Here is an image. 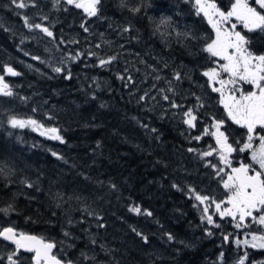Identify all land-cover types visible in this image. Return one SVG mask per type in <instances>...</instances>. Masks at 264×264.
Masks as SVG:
<instances>
[{
	"label": "trees",
	"instance_id": "16d2710c",
	"mask_svg": "<svg viewBox=\"0 0 264 264\" xmlns=\"http://www.w3.org/2000/svg\"><path fill=\"white\" fill-rule=\"evenodd\" d=\"M25 3L29 13L11 0H0V75L8 79L12 92L0 94V209L11 205L9 212H0V228L11 226L53 242L57 258L74 264H218L221 253V263L231 264L233 247L223 237L232 232V219H221L211 206L220 227L202 222L203 207L194 199L199 193L217 200L220 180L212 168L196 167L183 178L176 163L179 155L209 145L208 140L194 144L196 133L185 134L168 118L160 120L146 109L127 57L104 50L101 31L111 38L125 31V24L129 29L123 34L139 30L146 36L150 22L138 0H124L126 7L121 0H101L96 17L65 0ZM37 6L43 11L33 13ZM25 17L48 27L53 37L39 29L28 31ZM254 44L257 53L263 52L261 40L254 39ZM53 52L58 58L42 67V73L18 63L49 58ZM188 53L183 50L176 58L194 68L195 80L209 65L202 62L201 46ZM113 56L115 60L100 66V59ZM7 67L19 75H8ZM56 67L63 70L57 73ZM182 81L180 95L172 96L193 105L194 90ZM203 104L199 119L208 124L212 114ZM11 113L36 120L37 126L12 128ZM51 128L57 132L48 131ZM135 207L140 214L130 211ZM167 234L174 239L169 241ZM250 257L262 260L264 252Z\"/></svg>",
	"mask_w": 264,
	"mask_h": 264
},
{
	"label": "snow or ice",
	"instance_id": "6c2138e0",
	"mask_svg": "<svg viewBox=\"0 0 264 264\" xmlns=\"http://www.w3.org/2000/svg\"><path fill=\"white\" fill-rule=\"evenodd\" d=\"M59 2L60 0H54L55 4ZM189 2L193 3L196 15L203 14L207 18L208 24L211 25L215 33L214 38H206L203 48V51L214 58L212 63L215 66L205 70L202 75L207 77L212 92L220 95L219 102L226 111L227 119L246 129V139L243 142L236 140L230 143L229 135L225 128V120L216 119L215 117L211 118L213 123L209 127L204 128L203 134L214 137L218 147L210 146V150L202 153V156L208 157L212 156L213 153H217L220 163L224 166L218 167L216 164H212L211 161L208 162V166L212 167L216 171V175L221 177L222 186L227 196L225 199L217 201L213 197L195 193L194 199L200 204L210 201V204L202 209L204 215L201 217L202 222L206 220L208 225L220 227L219 224L215 223L213 214L209 212V208L214 206L215 213L221 219L230 217L236 222L235 227L237 228L250 227L252 223L264 228V135H260L257 131V127L264 130V54L257 55L253 53L248 47L250 40L240 30H237L239 24L248 32L257 30L264 32V0H252L251 3L249 0H233L231 7L227 11L218 7L215 0H189ZM11 3L19 9L28 7L25 0H11ZM65 3L74 5L78 9L82 8L89 17H96L99 13L98 6L101 4V0H87L86 3L85 0H65ZM121 3L126 7L124 0H121ZM129 11L135 13L139 12L140 9L130 8ZM44 19L47 18L44 17ZM24 22L30 31L39 29L48 37H53V32L48 27L40 23H29L27 17H25ZM162 23H167V21H162ZM81 27L85 32L88 31L84 24H81ZM125 31H128V29H125ZM178 35L196 39L190 32L178 33ZM79 55L71 56L70 59L75 60ZM93 55L95 54L93 53ZM33 59H39V57H33ZM115 59V56L107 60L100 59L99 64L103 67ZM62 70L60 67L54 69L57 73ZM5 71L13 76L19 75L11 67H7ZM225 74L227 78H224ZM66 78H71L70 72ZM120 78L123 79V77ZM156 79L159 80L160 77L157 76ZM173 79L179 81L182 76L179 72H175ZM168 83L167 92L174 93V89L171 87L172 82L168 81ZM245 84L251 85L253 90L245 91L243 87ZM160 91L162 98L165 101H169L171 107H183V105L177 104L174 100H170L169 95L164 94V89ZM0 93L6 96L12 95L8 84L4 82L3 75H0ZM146 95L147 93H145ZM145 96H141L140 100L145 99ZM196 100L199 108L204 107L200 97H196ZM196 112V106L187 108L183 112L184 123L190 128L196 127L198 119ZM8 123L13 128H23L27 125L37 126L36 120L25 121L15 117L10 118ZM48 131L56 133L57 129L51 128ZM52 138L62 139L59 135H53ZM201 138V136L195 137L196 140ZM254 140L259 141L257 148H254ZM189 151L194 150L189 149ZM246 151L251 153V163L240 161L239 166L234 167L230 156L233 153H244ZM0 172H2V169H0ZM28 186L31 187L32 185L29 184ZM189 191L194 192L195 190L189 189ZM10 210L11 205L8 208L0 209V212L7 213ZM130 211L137 214L141 213L139 207L132 208ZM145 214L151 215L150 212ZM137 234L141 235L140 233ZM207 234L212 235L210 231ZM65 235H68V233H65ZM229 236L230 234L224 235L223 239L225 242L229 241ZM248 236L251 237L250 240L247 238ZM245 237L243 241L236 238L235 244L239 246L242 243L254 249H264V233L259 235L246 233ZM0 239L14 245L13 250L6 257L8 264H22L20 259L22 251L33 253L32 264H74L71 260H63L52 254V250L55 247L53 242H45L36 236L18 232L14 227L0 228ZM142 239L147 241V237H142ZM167 239L172 241L174 237L171 234H167ZM223 255V253L220 254L221 260ZM85 258L88 259V257ZM247 258L248 253L245 251L244 255L238 259L237 264H245ZM3 259L4 257H0V260Z\"/></svg>",
	"mask_w": 264,
	"mask_h": 264
},
{
	"label": "rangeland",
	"instance_id": "374dc122",
	"mask_svg": "<svg viewBox=\"0 0 264 264\" xmlns=\"http://www.w3.org/2000/svg\"><path fill=\"white\" fill-rule=\"evenodd\" d=\"M86 2L87 0H85V3ZM215 2L217 3L218 7H220L224 11H227L231 7V3L233 2V0H215ZM137 4L143 9L145 16L149 18L150 27L147 34H145L146 36H144L143 33L139 30H137V32L134 34H131V36H127V34L122 33L125 32L123 30L118 31L117 34L114 33V37L107 38L110 36V34L105 31H101V36H105L104 50L106 52L114 50L116 53L125 55L127 57L129 66H131L132 70V78L135 82H137V96H145V93H147L145 99H143L145 104L148 105L144 106L146 109H149V111H154V113L158 115V117H160V120L163 117L168 118L169 122H174L177 125V128L185 134L196 133L191 141L192 143L202 146L204 144V140H208L207 142L209 143V145H205L204 147L198 149L194 148V151L185 154L183 158L181 155H179L180 159L178 161L176 160V163L180 173L183 174V178H186V176L193 174L195 172V167L201 170L212 168L208 166L209 161H211L212 164H216L218 167H223L224 165L220 163L217 153H213L212 156L208 157L202 156V153L210 150V146H218H216L214 137H212L211 135L203 134L204 128L209 127L213 123V121H210V123L207 124L203 120L199 119V107L197 106L196 100V97L201 98V101L207 105L209 111L212 114V117H215L216 119H224V117L227 116L223 105L219 102L220 95L218 93L212 92L211 88L209 87L207 77H204L203 75H201L200 77L199 75H197L196 79H201V82H194L192 78L194 68L190 67V65H185V63L183 61H179L177 59L179 57L176 56V54L179 52L183 54V50H185L187 54L190 55L188 52L191 51L192 47H197V45L199 44V40L200 46L203 51L206 43V38H214L215 36L213 29L209 30L208 26L206 25L207 19H204V17L202 16L203 14H200L199 16L196 15L195 7L192 2H189V0H138ZM37 9H39V11H43L42 6L32 8L31 11L33 13H36L35 11H37ZM29 11L30 7H26L23 9L22 13H29ZM162 21H167V23H162ZM198 22H200L201 28L198 26ZM27 29L28 31H30L28 27ZM123 29L129 28H127L125 24H123ZM34 30L35 29H32L31 31ZM237 30L241 31L246 29H243V26L238 24ZM184 32H190L196 37V39L186 38L183 35H178V33ZM254 36L258 38H255ZM43 39L44 38H41V40ZM248 39L250 40L249 49L253 53L257 55L264 54V32H261L259 30H257L256 32L253 31L251 33V37ZM254 39L258 41L261 40L263 52H256L257 44H254ZM34 41H37V38H35ZM43 52L44 51H42L41 53ZM203 52L202 62H204L206 65H209V68L214 67L215 65L212 63L214 58H212L207 52ZM56 57L57 56L53 52V54L49 58L47 55H43L41 59L29 58L27 60H19L18 63L24 68L32 69L33 67H35L37 68L38 72L42 73L44 72V69L42 67H46L48 63L56 60ZM121 59L123 60V66H127L128 63L126 62V58ZM61 63L63 62H57L56 65H60ZM167 67H169V70L171 71L170 79L168 74L165 73ZM205 70L206 69H204L203 72ZM175 72H179L181 74V80L177 81L173 79V75ZM157 76L160 77L159 80L156 79ZM224 78H227L226 74ZM182 80L189 83L190 89L194 90V98L196 103H193V105L190 104V102L186 98L180 97L181 99L176 100L172 96L173 94L180 95V87L183 83ZM134 81L130 84H134ZM168 81L172 82L171 87L176 93L167 92V89L169 88ZM4 82L8 84L9 90L11 91V84L6 77H4ZM246 87L249 88L248 85ZM161 89L165 90L164 94L169 95L170 100H174L177 104L183 105V107H171L170 102L165 101L162 98V93L160 91ZM0 94L3 95V93ZM3 96L5 97L6 95ZM194 106L197 107L196 114L198 116V119L196 121V127L190 128L187 124L184 123L185 117L183 116V112L187 108ZM11 114L12 117H15L19 120H28V118H26L27 116L20 113ZM210 117L211 116H209V118ZM224 120L225 128L227 129V133L229 135V142L233 143L236 140L243 142L246 139V129H243L240 126L234 124L231 120L229 122H227L226 118ZM26 128H29V125L20 129ZM37 131L39 132L45 130ZM257 131L260 133V135H264V130L260 129L259 127H257ZM196 136H201L202 138L200 140H196ZM253 144L254 148H257L259 141L254 140ZM158 149L163 150L161 149V147H159ZM250 155L251 153L249 151H246L244 153H233L230 156V159L232 160L233 166L238 167L240 161H243L244 163H251ZM212 171L215 172V176L220 180L221 184L220 193L218 195L219 198L217 199V201L223 200L226 198L227 193L222 186L221 177L216 175V171L213 168ZM224 178L226 179V177ZM208 202L209 201H206L205 204H200L199 202L198 203L204 208L205 206L209 205ZM210 213L213 214V211H210ZM214 218L215 215L213 214V219ZM225 218L231 219L230 217ZM229 222H233V230L230 233L228 241L231 242L233 247V254L230 255V263L237 264L238 259L244 255L245 251H247L248 258L245 261V264H262V262H264V258L262 260H254L251 259L250 256L253 252H264V249H254L250 246H245L242 243L237 246L234 241L236 238H239L241 241H243L246 238V233H256L257 235L264 233V228L255 223H252L250 227L237 228L235 227V221L230 220ZM247 238L249 240L251 239L250 236H248ZM219 261L220 262H218V264L223 263L221 259H219ZM7 262L8 261L6 257H4L3 260H0L1 264H5Z\"/></svg>",
	"mask_w": 264,
	"mask_h": 264
},
{
	"label": "flooded vegetation",
	"instance_id": "af4514ba",
	"mask_svg": "<svg viewBox=\"0 0 264 264\" xmlns=\"http://www.w3.org/2000/svg\"><path fill=\"white\" fill-rule=\"evenodd\" d=\"M249 2L251 3L252 2V0H249ZM216 3V2H215ZM217 4V3H216ZM203 16V15H202ZM204 17V16H203ZM204 19H207V18H205L204 17ZM200 22H198V26L200 27ZM206 25L208 26V28H209V30H212V27H211V25H209L208 24V22H206ZM201 28V27H200ZM214 31V30H213ZM241 32H242V34H244V35H246V37L247 38H250L251 37V33L252 32H248L247 30H241ZM254 32H256V31H254ZM214 35H215V33H214ZM198 46H200V40H199V44H198ZM248 47H249V45H248ZM170 70H169V67H167V70L165 71V73H167L168 75H171L170 74ZM164 73V74H165ZM197 75H199L200 77H201V75L202 74H196V77H197ZM195 77V78H196ZM195 80H197V79H195ZM195 80L193 79V81L195 82ZM197 82L199 83V82H201V79L200 80H197ZM248 84H245L243 87H244V90L245 91H251V90H253L252 89V86L251 85H248L249 86V88H247L246 86H247ZM225 110V109H224ZM233 124V123H232ZM13 248H14V245H12V244H8V243H5V242H3V241H1L0 240V256H2V257H7V255L13 250ZM6 251V252H5ZM32 256H33V254H27V253H23V252H21V257H20V259H21V261H22V264H32ZM1 264V263H0ZM5 264H8V262L7 263H5Z\"/></svg>",
	"mask_w": 264,
	"mask_h": 264
},
{
	"label": "water",
	"instance_id": "95a60500",
	"mask_svg": "<svg viewBox=\"0 0 264 264\" xmlns=\"http://www.w3.org/2000/svg\"><path fill=\"white\" fill-rule=\"evenodd\" d=\"M8 75H10V76H13V75H11V74H9L8 73ZM14 77V76H13ZM31 236H34V235H31ZM37 237V236H36ZM39 238V237H38ZM1 241H3L2 239H0ZM3 242H5V243H8V244H11V243H9V242H7V241H3ZM46 242V241H45ZM54 251H55V247L53 248V250H52V254L54 255ZM23 253H27V254H33V253H29V252H24V251H22Z\"/></svg>",
	"mask_w": 264,
	"mask_h": 264
}]
</instances>
